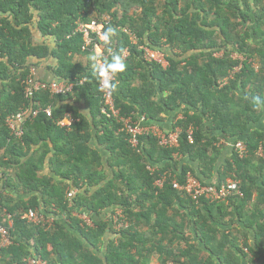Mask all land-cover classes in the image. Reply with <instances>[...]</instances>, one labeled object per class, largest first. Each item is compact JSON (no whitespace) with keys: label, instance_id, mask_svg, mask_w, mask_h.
<instances>
[{"label":"trees","instance_id":"1","mask_svg":"<svg viewBox=\"0 0 264 264\" xmlns=\"http://www.w3.org/2000/svg\"><path fill=\"white\" fill-rule=\"evenodd\" d=\"M153 2L0 0V225L14 239L0 249V264H22L33 250L48 264H264V0H164L156 21ZM104 17L102 31L115 28L111 42L92 31L83 49L77 21ZM124 28L137 35L136 45ZM147 43L167 53L166 69L141 58L138 46ZM127 47L130 55L122 57ZM113 54L125 64L112 81L121 116L141 111L162 128L171 120L172 130L181 129L178 146L149 134L134 148L122 122L102 112L101 77L91 58ZM50 57L55 75L73 82V91L40 90L27 98L23 80L32 59ZM236 66L240 71L220 86ZM24 108L38 114L24 118L18 136L7 120ZM66 112L76 121L62 127L57 120ZM224 136L245 141L247 155L224 153L217 145ZM165 172L170 175L159 187ZM189 172L208 184L235 175L243 195L195 201L171 184L175 177L184 184ZM7 188L12 191L4 193ZM70 190H76L71 200ZM30 208L46 216L55 209L66 220L55 216L51 227L29 223L22 215ZM80 211L94 226L84 225ZM118 211L127 228L114 227L111 215Z\"/></svg>","mask_w":264,"mask_h":264},{"label":"built area","instance_id":"2","mask_svg":"<svg viewBox=\"0 0 264 264\" xmlns=\"http://www.w3.org/2000/svg\"><path fill=\"white\" fill-rule=\"evenodd\" d=\"M109 22V18L104 17L101 22L93 19L91 22L86 23L84 21L78 20L76 32H80L83 34L86 45L83 48H86L91 45V32H95L99 37V34L102 32V28L104 24ZM124 32L127 33L131 38L132 44H137L138 37L135 33L131 32L128 28L124 29ZM101 47L99 44H95V48ZM142 58L148 63H154L160 65L162 68L166 69L170 63L167 58V53L163 50L156 49L151 47L148 43L147 44H140L138 46ZM97 53V52H96ZM101 53V52H100ZM97 53V54H100ZM130 51L127 47L123 53L122 57L129 56ZM256 68H258V64H255ZM241 67H235L227 77L222 80H219L220 86L226 84L230 77H233L236 72L240 71ZM115 80V75L112 77V81ZM24 84V92L27 98H32L36 92L40 90H49L52 94H67L73 91L75 84L70 82L66 79H57L46 81L42 79L36 78L34 69H31V74L23 80ZM100 86L102 88V112L103 113H112L115 117L122 122V127L120 128L121 131L125 132L126 134L130 135L128 139L130 144L137 148L140 146V136L141 135H149L152 134L156 136L160 143L163 145L169 146H178V138L180 129H176L172 132H166L163 130L158 122H154L150 119H147L145 114L141 111H138L135 114V117L131 114L129 116H121L120 110L115 105V99L112 94V90L109 88L104 87L103 78H100ZM45 112L48 116H52V108L47 107ZM38 114V110H30V108H24L19 113L16 114L15 117L9 118L7 120L8 125L13 130V132L21 136L22 130L20 128L21 123L24 121V118L28 115L36 116ZM76 121V118L70 112H66L62 118L57 120L58 125L60 126H70L72 123ZM194 130L193 126H190L187 129V136L190 143L194 142ZM235 151L238 153L240 158H244L247 153V145L246 142L243 140H238L234 144ZM263 149L260 147L257 151V154L262 155ZM177 157V154H175ZM154 170V168H153ZM170 173L165 172L157 181L156 185L162 187L167 177ZM172 186L179 190L185 192L189 195L193 200L198 201L199 198L205 197L210 202H221L226 201L230 196L237 195L242 196L243 193L241 191V181L240 179L236 178L234 175L233 180L223 181L221 183H205L203 182L199 176L194 175L193 173L189 172L186 175V180L184 184H181L177 178H173L171 180ZM76 190H70L67 193V197L71 200V198L75 195ZM55 211V209H53ZM119 215L116 213L112 214V222H114V227L116 229L121 228L124 225V222L120 220L122 213L118 211ZM77 216H79L82 220H84V225L94 226L92 218H90V214L86 211L75 212ZM22 217L26 219L29 223L33 224H43L48 225V227L53 226L55 221V216L53 214H49L46 216L45 211L40 210L38 208H30L28 211L24 212ZM14 243V239L10 233V230L5 226H0V249L6 246L11 245ZM22 264H48L47 261L43 260L37 251H32L30 255L23 259Z\"/></svg>","mask_w":264,"mask_h":264},{"label":"clouds","instance_id":"3","mask_svg":"<svg viewBox=\"0 0 264 264\" xmlns=\"http://www.w3.org/2000/svg\"><path fill=\"white\" fill-rule=\"evenodd\" d=\"M108 18V17H107ZM115 33V28L109 26L106 30H103L100 34H99V39L104 41V42H107V43H110L111 42V38L112 36L114 35ZM138 43V42H137ZM136 45V44H135ZM84 49V48H83ZM217 54V53H216ZM130 55V54H129ZM216 56H219V55H216ZM142 58V56H141ZM93 60V69L94 71L96 72V74L103 78V81H104V87L106 88H109L110 90H115L116 88V84L115 83H110V81L112 80V77L118 73V72H122L124 71L125 69V64L123 63L122 61V58L119 54H113L112 55V58L111 60H107V59H104V60H100L99 58L97 57H92L91 58ZM143 59V58H142ZM144 60V59H143ZM145 61V60H144ZM146 62V61H145ZM185 108V106L181 107L180 109V112L178 113V116L177 118H182L183 115H182V112H183V109ZM153 121V120H152ZM174 121V120H173ZM176 121V120H175ZM155 122V121H154ZM158 123H160L158 121ZM175 123V122H174ZM160 125V124H159ZM192 126V125H191ZM161 127V126H160ZM162 128V127H161ZM163 130H165L166 132H172V131H175L176 129H180V127H175L173 130L171 129V127L169 128H162ZM181 131V129H180ZM180 134V133H179ZM229 141H232V145H233V148H234V144L236 141H233L231 140L230 138H228V140L226 141V143H228ZM218 146H224L223 144L220 143V141L217 143ZM234 151H235V148H234ZM176 157V156H174ZM181 158V154H177V157L176 159H180ZM122 227H128V223L126 222L125 225H123ZM121 227V228H122ZM244 250L246 252H248V249L247 248H244Z\"/></svg>","mask_w":264,"mask_h":264},{"label":"crops","instance_id":"4","mask_svg":"<svg viewBox=\"0 0 264 264\" xmlns=\"http://www.w3.org/2000/svg\"><path fill=\"white\" fill-rule=\"evenodd\" d=\"M37 40H40L41 39V37L38 35L37 36V38H36ZM52 43H53V41L52 40H50ZM102 50H103V48L102 47H98L97 49H96V52L97 53H100V52H102ZM32 61L35 63V65H33V69H34V72H35V75H36V78H38V79H42V80H46V81H51V80H57V79H59L56 75H55V73H54V70H53V67L56 65V59L55 58H53V57H50V58H47V59H43V60H41V61H39V60H37V59H32ZM81 107V109L82 110H84V111H87V107H86V105L84 106L83 104L80 106ZM168 117V116H167ZM166 117V118H167ZM165 121H166V123H167V126L165 127V128H169V127H171V123L170 122H172L171 120H166L165 119ZM228 140V137H221V139H220V143L221 144H223L224 145V153H226L227 155H232V153H233V151H234V148H233V145H232V141H229L228 143H226V141ZM95 143V145L97 146V147H99V145L97 144V141H95L94 142ZM10 172H12V170L10 169ZM44 174L45 175H51L52 176V173H51V171H50V169L48 168V167H46L45 168V170H44ZM2 174L0 173V176H1ZM3 185H4V177H2L1 176V178H0V190H2V188H3ZM12 190H10V188H7L5 191H3L4 193H6V192H11ZM50 214H53L54 216H56V218H60L61 220H66V215L65 214H63V215H60V216H58V215H56L55 213H54V211L52 210V211H50L49 212ZM8 216H10V215H8ZM10 223H12V221H10ZM1 226V225H0ZM78 234V233H77ZM114 237V236H113ZM112 237V238H113ZM109 238H111L110 236H108L107 238H106V240L107 239H109ZM107 242H108V240H107ZM107 242L105 243V245L102 247V249H103V252L101 253V254H103L104 252H105V248H106V244H107Z\"/></svg>","mask_w":264,"mask_h":264},{"label":"rangeland","instance_id":"5","mask_svg":"<svg viewBox=\"0 0 264 264\" xmlns=\"http://www.w3.org/2000/svg\"><path fill=\"white\" fill-rule=\"evenodd\" d=\"M154 2H153V4L156 6V9H155V13L153 14V20L154 21H156L158 18H160L161 16H162V14H163V3H164V0H153ZM149 5H151V3H148ZM137 6H139V7H141L140 5H137ZM119 13L121 14V10H120V8H119ZM139 25V24H138ZM125 29V28H124ZM131 29V28H130ZM129 29V30H130ZM131 32H132V29L130 30ZM134 33V32H133ZM177 51L178 52H182V50L180 49V48H178L177 49ZM217 54L216 55H219V56H221V55H223V53H224V50H222V51H217L216 52ZM232 57H235V58H239V59H244V57L243 56H241L240 54H238V53H233L232 54ZM236 67H240V66H236ZM233 77H234V75H232ZM230 78H232V77H230ZM243 239H241V245H242V247L243 248H245V246L243 245ZM158 264V263H157Z\"/></svg>","mask_w":264,"mask_h":264}]
</instances>
